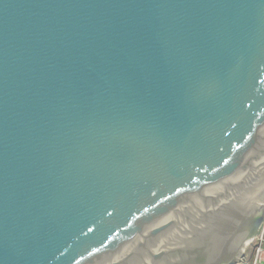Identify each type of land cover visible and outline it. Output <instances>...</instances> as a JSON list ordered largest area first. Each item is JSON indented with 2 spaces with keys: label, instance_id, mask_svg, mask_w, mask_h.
<instances>
[{
  "label": "water",
  "instance_id": "1",
  "mask_svg": "<svg viewBox=\"0 0 264 264\" xmlns=\"http://www.w3.org/2000/svg\"><path fill=\"white\" fill-rule=\"evenodd\" d=\"M264 223V0H0V264H245Z\"/></svg>",
  "mask_w": 264,
  "mask_h": 264
},
{
  "label": "built area",
  "instance_id": "2",
  "mask_svg": "<svg viewBox=\"0 0 264 264\" xmlns=\"http://www.w3.org/2000/svg\"><path fill=\"white\" fill-rule=\"evenodd\" d=\"M257 242L253 264H264V224Z\"/></svg>",
  "mask_w": 264,
  "mask_h": 264
},
{
  "label": "rangeland",
  "instance_id": "3",
  "mask_svg": "<svg viewBox=\"0 0 264 264\" xmlns=\"http://www.w3.org/2000/svg\"><path fill=\"white\" fill-rule=\"evenodd\" d=\"M264 224V223H263ZM263 226V225H262ZM257 240L254 242L253 246L250 247L248 255H247V259H246V263L245 264H253V260L255 258V246L257 245Z\"/></svg>",
  "mask_w": 264,
  "mask_h": 264
},
{
  "label": "bare ground",
  "instance_id": "4",
  "mask_svg": "<svg viewBox=\"0 0 264 264\" xmlns=\"http://www.w3.org/2000/svg\"><path fill=\"white\" fill-rule=\"evenodd\" d=\"M259 236H260V234H259Z\"/></svg>",
  "mask_w": 264,
  "mask_h": 264
}]
</instances>
